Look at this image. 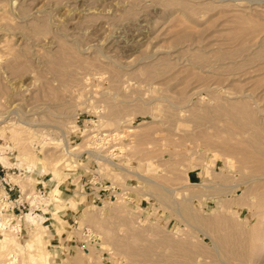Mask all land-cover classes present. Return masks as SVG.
I'll list each match as a JSON object with an SVG mask.
<instances>
[{
  "label": "rangeland",
  "instance_id": "1",
  "mask_svg": "<svg viewBox=\"0 0 264 264\" xmlns=\"http://www.w3.org/2000/svg\"><path fill=\"white\" fill-rule=\"evenodd\" d=\"M168 1L0 0L14 264H264V0Z\"/></svg>",
  "mask_w": 264,
  "mask_h": 264
},
{
  "label": "built area",
  "instance_id": "2",
  "mask_svg": "<svg viewBox=\"0 0 264 264\" xmlns=\"http://www.w3.org/2000/svg\"><path fill=\"white\" fill-rule=\"evenodd\" d=\"M70 149L75 151L76 148L71 147ZM74 156L75 159L69 158L73 167L80 161L78 160L79 155L75 154ZM2 186L3 189L0 190V235L2 232H11L21 238L22 232L26 231L22 225V218L27 213L35 217H43V222L52 219L49 209L47 210L51 203H45L48 198L45 196L46 188L44 186L39 189L34 187L32 194L25 193L26 190H22L18 182H13L10 178H5ZM77 223L78 221L74 219L73 224L77 226ZM82 235L86 242L95 239L93 232L87 227H82Z\"/></svg>",
  "mask_w": 264,
  "mask_h": 264
},
{
  "label": "bare ground",
  "instance_id": "3",
  "mask_svg": "<svg viewBox=\"0 0 264 264\" xmlns=\"http://www.w3.org/2000/svg\"><path fill=\"white\" fill-rule=\"evenodd\" d=\"M170 1V0H169ZM168 1V2H169ZM243 23V22H242ZM186 48V47H185ZM237 49V48H236ZM259 51V50H258ZM234 54V53H233ZM234 56V55H233ZM63 57V56H62ZM223 58H226V57H223ZM56 59V58H55ZM52 60V59H51ZM53 67V66H52ZM221 67V66H220ZM54 68V67H53ZM57 68H58V66L56 67V69L55 70H57ZM227 68V67H226ZM216 85V84H215ZM235 102V101H234ZM194 109V108H193ZM60 110V109H59ZM229 112V111H228ZM205 114V113H204ZM233 117V116H232ZM236 119V118H235ZM192 121V120H191ZM249 122V121H248ZM247 125V124H246ZM235 126V125H234ZM127 130H129V129H127ZM242 131V130H241ZM240 131V132H241ZM130 132H132V129H131V131ZM259 135V134H258ZM208 136V135H207ZM255 136V135H254ZM213 137V136H212ZM256 138H259V137H256ZM219 139V138H218ZM251 139V138H250ZM175 141V140H174ZM255 141V140H254ZM252 142V141H251ZM209 143V142H208ZM222 143V142H221ZM257 142H255V144L254 143H252L255 147L254 148H258V147H256V146H259L258 144H256ZM179 144V143H178ZM181 145V144H180ZM226 145V144H225ZM228 145V144H227ZM241 146V145H240ZM205 147V146H204ZM253 147V146H252ZM262 147V146H261ZM241 148V147H240ZM254 148H252V152L251 153H253V149ZM239 149V148H238ZM244 150V152H243V154L246 152V150H245V148L243 149ZM219 151V150H218ZM251 151V150H250ZM262 151V150H261ZM177 152V151H176ZM248 152V151H247ZM259 152V151H258ZM262 152H264V150L262 151ZM71 153V152H70ZM241 153V152H240ZM249 153V152H248ZM247 153V154H248ZM251 153H249V154H251ZM261 153V152H260ZM254 154H256V152H255V149H254ZM263 154V153H262ZM244 155H246V153L244 154ZM246 158L245 159H247L248 160V158H249V155H248V157L247 156H245ZM252 159H254V158H252ZM262 159V158H261ZM242 161V160H241ZM255 160H253V162H254ZM246 162V161H245ZM250 162H252V160L250 161ZM112 164V163H111ZM203 164V163H202ZM254 166V165H253ZM263 170V169H262ZM262 170H260V171H262ZM42 171V170H41ZM218 173V172H217ZM213 174V173H212ZM263 174V173H262ZM216 175V174H215ZM255 176V175H254ZM232 182V181H231ZM250 186V185H249ZM244 193V192H243ZM239 198V197H238ZM243 202V201H242ZM189 209V208H188ZM186 210H187V208H186ZM190 213V212H189ZM190 217H192V216H190ZM192 218H194L195 219V217H192ZM192 221H193V219H192ZM198 221H201L200 219L198 220ZM223 222V221H222ZM234 226V225H233ZM209 228V227H208ZM220 228V227H219ZM228 228V227H227ZM218 230V229H217ZM227 233V232H226ZM39 234V233H38ZM35 238H39V235H35ZM0 239H1V244L4 246V247H8V244H9V247L7 248V249H4L5 250V252H3V256H2V258H4V259H6L5 261H4V259H3V262H1L0 264H14V262L16 261V258H15V255H16V250L19 248V247H21V245H19V243H17L16 242V239H17V236L15 235V234H13V233H11V232H2V234L0 235ZM235 241V240H234ZM214 242V241H213ZM156 243V242H155ZM219 243V242H218ZM220 243H222V242H220ZM196 244V243H195ZM224 246V245H223ZM206 248V247H205ZM160 251V250H159ZM242 251V250H241ZM216 252V251H215ZM226 253V252H225ZM209 254V253H208ZM195 255V254H194ZM213 255V254H212ZM233 255V254H232ZM236 255V254H235ZM245 255V254H244ZM47 256V253H43V254H41V257L44 259V258H47L46 257ZM176 256V255H175ZM211 256V255H210ZM215 256V255H214ZM209 258V257H208ZM204 260V259H203ZM232 261V260H231ZM240 262H242V263H244L243 261H240ZM224 263V262H223ZM232 263V262H231ZM173 264V263H172ZM226 264V263H225ZM230 264V263H229ZM245 264V263H244Z\"/></svg>",
  "mask_w": 264,
  "mask_h": 264
}]
</instances>
